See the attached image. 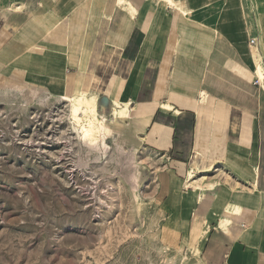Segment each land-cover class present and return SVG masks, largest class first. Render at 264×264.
Masks as SVG:
<instances>
[{"label": "crops", "instance_id": "1", "mask_svg": "<svg viewBox=\"0 0 264 264\" xmlns=\"http://www.w3.org/2000/svg\"><path fill=\"white\" fill-rule=\"evenodd\" d=\"M86 1L0 0V70L14 69L0 80L47 93L94 92L96 115L123 128L121 144L135 147L141 136L164 162L182 236L197 237L205 255H220L224 264H264V89L252 84L256 62L264 71V0H177L186 14L167 0H139L155 21L135 49L127 22L123 30H108L122 41L109 40L114 49L103 57L92 33L93 65L120 64L112 80L101 76L84 88L77 77L36 84L19 73L64 75L82 66L80 45L71 62L63 37L51 39L41 24L59 23ZM103 16L131 21L135 14L124 9L98 21ZM99 112H110V119ZM191 170L196 175L188 178Z\"/></svg>", "mask_w": 264, "mask_h": 264}, {"label": "rangeland", "instance_id": "2", "mask_svg": "<svg viewBox=\"0 0 264 264\" xmlns=\"http://www.w3.org/2000/svg\"><path fill=\"white\" fill-rule=\"evenodd\" d=\"M88 2L59 23L42 19L41 24L51 39L63 37L71 62L80 45L82 66L64 75L28 68L19 73L36 84L46 77H77L84 88L101 76L112 80L120 64L111 66L106 59L93 65L92 33L102 46L96 55L103 57L106 49H114L109 40L122 41L107 35L109 29L123 30L127 22L135 49L155 19L148 18L139 0H131L136 9L131 21L117 16L98 21L124 9L114 0ZM12 70H0V78ZM1 94L0 264H224L222 256L211 252L207 257L202 245L180 233L172 213L176 196L169 194L173 177L141 136L135 138L137 149L109 137L104 154L77 136L66 102L29 91ZM100 114L110 119V112Z\"/></svg>", "mask_w": 264, "mask_h": 264}, {"label": "bare ground", "instance_id": "3", "mask_svg": "<svg viewBox=\"0 0 264 264\" xmlns=\"http://www.w3.org/2000/svg\"><path fill=\"white\" fill-rule=\"evenodd\" d=\"M176 2L177 0H167L166 3L171 7L178 9L181 13H185L186 9H183L180 4L179 6H177ZM118 6L122 9H126L127 13L133 15L134 6L128 0H118ZM256 72L259 75L263 73L262 66L257 62ZM1 81L2 83H0V94L7 90H15L20 95H23L27 93V91H29L30 94L33 95L43 94L46 97H55V99L60 103L66 102L68 106V115L69 117L73 118V130L76 132L77 136L80 137V139L92 149L99 150L101 152L103 151V153L105 154L108 149L107 139L109 137H112L115 142L121 141L123 137H125L123 136V128H121L119 124L106 123L96 115L97 96L94 92H91L89 90L75 91L70 95L63 94L61 92L47 93L45 88L30 86L24 81L21 82L19 80L9 79L6 77L1 79ZM138 146L139 144L135 145V149H137ZM193 174V170L189 171L188 178L193 177ZM138 175L136 177L137 179H139L140 177ZM185 184L186 186L189 185L188 182H186ZM197 239V237L192 238V240H194L195 242L197 241Z\"/></svg>", "mask_w": 264, "mask_h": 264}, {"label": "built area", "instance_id": "4", "mask_svg": "<svg viewBox=\"0 0 264 264\" xmlns=\"http://www.w3.org/2000/svg\"><path fill=\"white\" fill-rule=\"evenodd\" d=\"M253 44H254V39H251L250 45H253ZM254 72H255V76H254V79L252 81V84L262 88L264 86V78H263L264 77V71L262 70L263 73L261 75L257 74L256 69L254 70Z\"/></svg>", "mask_w": 264, "mask_h": 264}]
</instances>
